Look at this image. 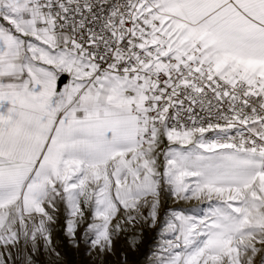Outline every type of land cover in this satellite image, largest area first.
Masks as SVG:
<instances>
[{
	"label": "snow or ice",
	"instance_id": "1",
	"mask_svg": "<svg viewBox=\"0 0 264 264\" xmlns=\"http://www.w3.org/2000/svg\"><path fill=\"white\" fill-rule=\"evenodd\" d=\"M162 216L157 264H264V0H0V264Z\"/></svg>",
	"mask_w": 264,
	"mask_h": 264
},
{
	"label": "rangeland",
	"instance_id": "2",
	"mask_svg": "<svg viewBox=\"0 0 264 264\" xmlns=\"http://www.w3.org/2000/svg\"><path fill=\"white\" fill-rule=\"evenodd\" d=\"M198 202L190 201L183 202L181 207L184 210L195 209L199 211L205 205L197 207ZM176 204L170 196L162 195L161 208L162 210H170L176 208ZM166 216L158 222L156 227L149 224H138L135 228H129L126 232L122 233L117 239V250H124L127 254L126 264H157L156 257L160 250V245L166 238L163 234L162 223ZM136 239L135 247L129 249L128 244ZM54 241L57 245V251L60 256L44 255L41 259L45 264H96V257L85 251V245L81 244L79 249L71 246L62 233V228L58 224L54 232ZM118 257H112L113 264H116Z\"/></svg>",
	"mask_w": 264,
	"mask_h": 264
}]
</instances>
